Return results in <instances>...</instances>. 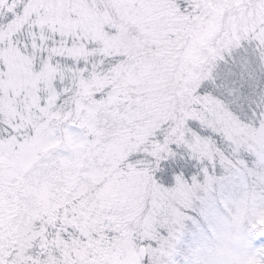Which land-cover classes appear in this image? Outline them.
<instances>
[{
    "label": "snow or ice",
    "instance_id": "snow-or-ice-1",
    "mask_svg": "<svg viewBox=\"0 0 264 264\" xmlns=\"http://www.w3.org/2000/svg\"><path fill=\"white\" fill-rule=\"evenodd\" d=\"M0 264H264V0H0Z\"/></svg>",
    "mask_w": 264,
    "mask_h": 264
}]
</instances>
